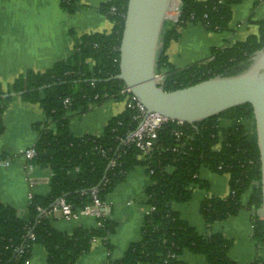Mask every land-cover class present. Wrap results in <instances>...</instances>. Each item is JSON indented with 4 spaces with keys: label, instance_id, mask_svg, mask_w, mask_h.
Returning a JSON list of instances; mask_svg holds the SVG:
<instances>
[{
    "label": "trees",
    "instance_id": "1",
    "mask_svg": "<svg viewBox=\"0 0 264 264\" xmlns=\"http://www.w3.org/2000/svg\"><path fill=\"white\" fill-rule=\"evenodd\" d=\"M80 1L62 0L61 7L73 14L80 8ZM180 1L182 14L178 21L166 22L158 59L157 72L165 76L166 91L211 78L242 74L264 50L263 19L257 21V36L233 46L213 49L212 61L208 58L184 69L176 68L167 52L179 39L180 30L193 24L203 26L208 32H225L232 20L233 6L244 0ZM127 5L128 0H113L101 7L115 23L110 35H85L76 40L65 61L57 62L44 73L27 71L7 90L0 84V135L4 132V112L13 101L20 98L39 104L49 122L37 127L38 155L30 163L48 168L53 174L51 192L34 196L24 216L0 203V264H27L36 246L48 253L47 264H77L90 252L96 239L104 240L111 252L113 246L109 237L117 227L114 221L107 220L102 228L78 227L72 233H63L57 231L52 219L41 215L38 208L49 210L58 199L65 198L73 211H77L93 203L90 191L94 188L99 189V199L106 201L137 166H144L151 180L146 190V205L153 210L145 216L140 242L132 244L123 258L109 260L106 264H186L181 259L186 251L205 256L207 264H239L229 257L233 241L222 234L201 236L176 210V205L191 201L192 187L202 186L199 179L202 168L230 175L228 197H211L202 203L200 211L204 221L212 226L237 216L244 209L250 211L253 240L259 252L252 264H264V221L257 216L263 206L262 171L250 104L229 109L195 125L169 123L159 132L156 149L148 161L140 159L134 146L126 147L121 142L135 128L134 112L130 110L112 119L99 136L80 137L72 132L70 114L88 113L92 107L108 100H123L121 91L126 85L115 77L119 74V49ZM12 93L22 94L5 96ZM67 99L70 102L66 106ZM176 132H182L183 136L178 138ZM167 147L171 150L165 151ZM102 151H107L108 156H102ZM115 158L117 165L112 168L110 161ZM246 196L247 203L244 202ZM30 235H34V239Z\"/></svg>",
    "mask_w": 264,
    "mask_h": 264
},
{
    "label": "crops",
    "instance_id": "2",
    "mask_svg": "<svg viewBox=\"0 0 264 264\" xmlns=\"http://www.w3.org/2000/svg\"><path fill=\"white\" fill-rule=\"evenodd\" d=\"M111 1L81 0L80 8L70 14L62 9V0H0V84L4 90L27 71L44 73L57 62L65 61L77 39L92 34L110 35L114 24L101 7ZM263 19L264 0H244L233 6L232 20L225 32H208L201 25L189 24L180 30L179 39L171 44L167 52L169 61L178 69L200 63L209 58L213 49L233 46L257 36V21ZM111 102L90 109L110 107L106 117H99V110L70 114L72 132L80 137L101 135L108 123L124 111L123 103ZM76 117L85 123L74 125ZM45 121V113L39 104L20 98L13 101L3 115L0 203L13 207L20 216L28 212L30 194L46 196L51 192L52 171L32 165L24 156L26 150L36 145L39 138L37 127ZM202 170L199 174L202 186L192 187L191 201L176 205V210L201 236L222 234L233 241L229 252L231 260L239 264H252L259 252L253 240L251 213L244 209L235 217L208 226L201 215L202 203L211 197L227 198L230 175L224 176L225 183L220 185L214 181L216 179L209 180V177L202 176ZM150 185L151 180L144 166H137L126 175L125 180L107 198L112 203L109 220L117 225L115 233L109 237L112 251H108L104 240H95L90 252L83 255L77 264L117 261L123 258L132 244L140 242L147 210L146 190ZM247 201L248 196L244 197V202ZM52 225L59 232L72 233L78 227L93 229L96 221L93 218H54ZM181 259L186 264H207L205 256L189 251ZM47 263L48 253L36 246L27 264Z\"/></svg>",
    "mask_w": 264,
    "mask_h": 264
},
{
    "label": "water",
    "instance_id": "3",
    "mask_svg": "<svg viewBox=\"0 0 264 264\" xmlns=\"http://www.w3.org/2000/svg\"><path fill=\"white\" fill-rule=\"evenodd\" d=\"M172 3L173 0H128L115 79L123 81L149 112L190 125L250 104L260 151L264 212V50L255 56L246 72L237 76L211 78L173 91L159 88L155 76Z\"/></svg>",
    "mask_w": 264,
    "mask_h": 264
},
{
    "label": "built area",
    "instance_id": "4",
    "mask_svg": "<svg viewBox=\"0 0 264 264\" xmlns=\"http://www.w3.org/2000/svg\"><path fill=\"white\" fill-rule=\"evenodd\" d=\"M115 11V9H113ZM181 1L173 0L171 10L168 13L167 21H178L181 16ZM115 25V23H113ZM213 57H209V61H212ZM156 83L159 88L164 89L165 87V76L163 73H156L155 76ZM121 96L123 100L116 101L123 103L124 111L130 110L133 113L132 121L135 123V128L130 131L126 139H122L121 142L126 147L134 146L140 153V159L143 161H148L156 149V143L158 140L159 132L169 123H176L177 125H184L185 123L176 122L162 116L158 113L149 112L137 99L132 95L131 90L126 86L121 91ZM115 101V100H113ZM69 100L65 101V105L69 104ZM120 114V115H121ZM119 116V115H118ZM49 120L43 123L46 124ZM121 124V123H120ZM53 127V126H51ZM175 135L178 138L183 136L182 132H176ZM171 150L169 147L165 151ZM172 151H177V149H172ZM125 153V150L124 152ZM38 155L36 147H32L24 152V156L28 161H33ZM102 156L107 157L108 152L102 151ZM121 156V154H120ZM118 156V157H120ZM117 165V159H112L110 161V166L114 168ZM106 183H104V186ZM98 188H94L90 191L93 203L91 205H84L77 211H73L71 204L67 202L65 198L58 199L49 210L39 207L38 211L41 215L50 217L51 219H61V220H78L82 218H93L96 221L95 228H102L107 220H109V212L112 208V203L109 201H101L98 197ZM34 198L33 194L29 195V201L31 202ZM153 210L152 207L147 205V210L145 211V216L149 215ZM257 216L260 220L264 221V212L262 208L257 212ZM253 229V226H252ZM31 239H34V235H30ZM98 240V239H96ZM95 241V240H94Z\"/></svg>",
    "mask_w": 264,
    "mask_h": 264
},
{
    "label": "rangeland",
    "instance_id": "5",
    "mask_svg": "<svg viewBox=\"0 0 264 264\" xmlns=\"http://www.w3.org/2000/svg\"><path fill=\"white\" fill-rule=\"evenodd\" d=\"M108 101H112V102H116V101H113V100H108ZM108 101H106V102H108ZM105 102V103H106ZM111 102V103H112ZM110 103V102H109ZM96 110H99V117L100 116H102V117H106L107 116V114H108V112H109V110H111L110 109V107H104V108H98V109H94V110H91V111H89L88 113H94V111H96ZM91 116V115H90ZM89 116V117H90ZM92 117V116H91ZM76 123H80V124H82V123H85V122H83L81 119H79V117L77 118H74V125H76ZM140 168V167H139ZM201 175L202 176H207V177H209V180L210 179H216V180H214V181H216L218 184H223L224 185V183H225V177L224 176H226V177H229V175L228 174H218V173H214V172H212V171H210L209 169H206V168H203V170L201 171ZM204 178V177H203ZM246 210V209H245ZM248 211V210H247ZM250 212V211H249Z\"/></svg>",
    "mask_w": 264,
    "mask_h": 264
}]
</instances>
